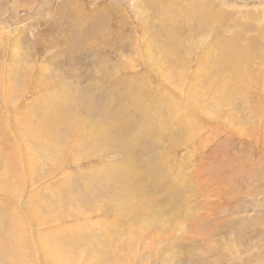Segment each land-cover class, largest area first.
Wrapping results in <instances>:
<instances>
[{"label": "rangeland", "instance_id": "obj_1", "mask_svg": "<svg viewBox=\"0 0 264 264\" xmlns=\"http://www.w3.org/2000/svg\"><path fill=\"white\" fill-rule=\"evenodd\" d=\"M235 42L243 48L251 42L255 46L235 58L232 70L228 64L224 68L232 76L243 72V81L251 86H262L258 80L251 82V76L264 67V0H0V85L9 88L14 81L16 89L7 106L0 93V172L5 169L3 153L12 145L17 148L9 137L26 143L7 160L33 176L19 186L21 195L18 190L0 191V264H59L61 255L52 251L59 230L96 234L120 264H264V116L249 120L254 109L242 110L244 94L232 98L237 104L243 100L239 106L213 104L198 95L222 85L198 60L207 53L211 59L212 51L220 50L227 53L224 57L231 56L228 49ZM165 50L174 56L161 55ZM5 77L8 82L3 84ZM145 79L152 87L144 86ZM226 80L233 94L230 77ZM255 94L262 103L255 108L264 113V89ZM162 97L166 108L160 104L161 111L152 114ZM171 99L178 104L175 113L168 108ZM40 104L45 117L38 113ZM199 109L209 122L194 115ZM18 111H27L33 130L58 121L62 114L77 124L83 118L85 133L74 127L73 135H63L61 144L48 148L34 142L23 127L14 128ZM186 113L196 122L189 123ZM116 126L126 134L120 135ZM165 128L172 131L163 135ZM59 150L61 158L54 156ZM155 153L161 158H153ZM104 167L129 184L141 183L145 203H151L150 193L162 202L154 183L163 190H185V195L172 193L183 198L182 218L168 222L163 215L168 226L156 227L154 222L148 226V216L139 213L128 229L116 207L109 205L117 181L101 183L90 174L111 171ZM58 170L70 173L67 181ZM86 172L90 175L80 180ZM150 180L156 181L150 186ZM103 202L114 218L102 223L101 231L97 222L105 216L97 213L59 221L60 227L36 225L38 212L28 214L39 210L45 219L49 208L79 213ZM139 224L146 228L132 242L131 231ZM109 225L121 233L107 234ZM125 243L132 245V263L124 260ZM94 257L76 264H94Z\"/></svg>", "mask_w": 264, "mask_h": 264}, {"label": "bare ground", "instance_id": "obj_2", "mask_svg": "<svg viewBox=\"0 0 264 264\" xmlns=\"http://www.w3.org/2000/svg\"><path fill=\"white\" fill-rule=\"evenodd\" d=\"M210 13L216 17L218 16L217 14H219L218 12H214V11H210ZM235 39L237 40L238 37H236ZM253 46H255L254 42H251L245 48H243V46L239 45V42H235L232 45V47L230 46L228 49V53L231 51V53L233 55H231V56L228 55L227 57H224L225 54H227V53H224L223 50L217 51L216 54H214L212 51L211 57H213V58L210 59L208 57V55L210 53H207L204 56H202L198 60V63H197L199 65L203 64L205 67H207V69H206L207 71L212 73V75H214V77L216 79H220L222 81V85L215 88L216 92L211 87H208L207 92L201 90V91H199L198 95L200 97H203L206 95V97H208L212 103L218 102V104L229 105V106H233V105L239 106L242 103V101L245 100L246 104L242 105V107H241L242 110L254 109V112H252V116L250 117L249 120H252L253 118H254V120L256 118L261 119L264 116L262 108H255L259 104H262V103H259V104L257 103V98H256L257 95L255 93L261 87L264 89V67L261 68L260 73L252 74V76H251V82L258 80L262 86H257V84L251 86L250 84H248L249 82H244L243 81L244 80V74H243V72H240V69H238V71L241 73L240 77L239 76H232L230 70H232V68L237 66L235 58L238 57L239 55H243V54L248 53L252 49ZM257 47H261V46H257ZM261 51H262V55L264 56V48H261ZM223 53H224V55H223ZM161 55H163L165 57L174 56L170 50H165L164 52H161ZM153 57L154 56L147 57V60L152 61ZM225 65H227L230 70L225 69L224 68ZM230 66H234V67L231 68ZM217 67H219L220 69H218ZM201 75L203 77L205 75V72L202 71ZM5 76H8V75H5ZM150 76H151V74H150ZM124 77H126V76H124ZM228 77H230V81H228L230 83L229 90L233 94H229V92L227 90V86L224 84V83H227L226 79ZM242 77H243V79H242ZM6 78L7 77H5V79ZM5 79L2 82L3 84H5L6 81L8 82V80L7 79L5 80ZM113 81H117V79L115 78ZM209 81H210V83L213 84V80L211 77L209 78ZM13 82L9 83V86H10L9 88H6V86L2 87L0 85V93L3 94V99H2V96H1V99L5 103V106H7V104L12 103L13 92H15V90H16L13 88V84H14ZM122 82L125 83L124 80L120 81V83H122ZM118 84H119V82H118ZM240 84H241L242 88H240V90L239 89L237 90L236 88ZM113 86H115V85H113ZM144 86L150 87L151 86V80L145 79ZM235 94L236 95L244 94V96L242 98L243 100L241 101V103L237 104V103H234L232 101V98H233V96H235ZM16 96L17 95H15V97ZM18 98H19V96L17 97V99ZM258 99H259V97H258ZM19 100H21V99H19ZM136 103L138 105H144V104H146V101L137 100ZM263 103H264V101H263ZM160 104L166 108L165 103H164V97L155 101V104L153 105V107L156 109V111L152 114H155V113L161 111V109H160L161 106H159ZM45 106H48V105L45 103ZM168 108L172 113H175L177 108H178L177 102L175 100L171 99L168 103ZM55 110H56V108H54V111ZM150 111H151V109H148V110H146V113L149 114ZM152 111H154V109H152ZM18 112L20 113V111H18ZM24 112L25 113L23 115L20 113L19 117L18 116L16 117L17 118L16 119V125L14 126V128L17 131H19L23 127L26 135H32L33 136L34 142L39 143V144H44L48 148L55 147L56 145L61 144V138L63 135H73L74 134V127H79L78 128L79 134L85 133L86 127H85V122H84L83 118H81V121L79 122V124H77L75 122L67 120L65 118L64 114L61 115V118L58 121H52L50 124L46 123L44 126H42L40 128L37 127L38 129L33 130L27 124V119H26L27 111H24ZM195 112L197 114H194V115H198L202 118L201 122H203V123H205L206 121L209 122L208 120L204 119L201 115H199V114H202L203 111H201L199 109ZM2 113H3V111H2ZM19 113H17V114H19ZM38 113L41 114L43 117L46 116V109H45L44 105L40 104L38 106ZM31 115L35 116V113L32 112ZM183 117L189 123L192 121V119L196 122V118L189 113L184 114ZM209 119L212 120V118H209ZM2 121H0V124L2 123ZM158 123H159V120H158ZM8 128H9V124H8ZM117 128L120 130L119 131L120 135L126 134V131L123 128H121V129L119 127H117ZM171 131L172 130L170 128H165L164 132L162 134L168 135ZM7 138L10 139L12 142H14L17 145V148L14 147V145H12V147L10 149H8L7 152L3 153L2 158H5V160H4L5 169L2 172H0V191L13 194L18 190L20 185L23 186L25 183H27L28 180L32 179L33 176L29 177L24 171H21V170L18 171L16 169H14L13 168V162H10L7 160L9 155L18 154L21 152L20 151L21 150L20 145H22L23 143H26V140L20 141V140L15 139V141H13L12 138H9V137H7ZM81 140L82 139L77 140L76 144L80 143ZM91 140H92L91 138H88V141H91ZM2 141L0 142L1 144H3ZM54 156L57 158H61L62 156H60V150ZM157 156L160 157V155L155 153L153 158H155ZM158 164L161 165L162 162L160 161ZM65 165H66V163L63 164V166H65ZM104 170H111V171H93L92 170V172L90 174H91L92 178L98 179L101 183H108L110 180H114V179L117 181L118 185L116 188H114L112 190L111 195L109 197V199H110L109 203L111 201H113V203L109 204V205H114L116 207L115 210H117V214L119 215V216L118 215L117 216L122 218V220H124L126 222L128 229H131L132 226L134 224H136V222L138 220L137 215L139 213H140V216L141 215L142 216H148L149 223H146L148 226H150V223L154 222V225H156V227H158V226L162 227L163 224H164V226L165 225L168 226L167 222H165L166 224L163 223V221H165V220H163V215L168 216V222L175 221L178 218V216L182 218V216H180V213L184 210H183V208H180V204H181V201H183L182 200L183 198H181V197L179 198L177 196L178 195H185V192H186L185 190L180 189V188H179L180 189L179 191L171 190V189H164L163 190V189H161L160 184L154 183L156 180H150L149 181L150 186L153 183L155 185H157L159 193H160V195H162V202H159L160 199H159L158 195L156 197L155 194L150 193L148 195V200H150L151 203H145L143 200L144 199V189H143L141 183H139L138 181H135L134 183L136 185L129 184V182H127L126 179L122 178L121 176H118L117 172L114 169H108V168L104 167ZM58 171L63 172V178L65 181H67V179L70 177V173L64 172L63 170H58ZM112 171H114V172H112ZM90 174H88L86 172V173L82 174L79 179L83 181ZM165 188H169V187H165ZM172 193H176L177 196L174 197L172 195ZM18 194L21 195V193H19V190H18ZM107 204H106V202H103V203L97 204L93 207H90L88 209L82 210L79 213H71V212L67 213L66 211H64L60 207L49 208L46 210L45 219H42L41 215L39 214V212H40L39 210L37 211L35 209H30L28 211V214H30L31 210H33V212L31 213L32 216L36 212H38L36 218H34V220H33V223L36 225H40V224L49 225L50 223H52V224L58 223L57 227H60L59 221L72 222L71 219H73V221H74L75 218H79L81 216H84L82 219L89 218L90 215L97 213L96 214L97 217H101V215L105 216V218L99 219V222H97V225L99 226L98 230L101 231L102 230L101 224L102 223L107 224L110 221H112V219L114 218V216L112 215L111 212H110L111 214H108L105 212V208H106ZM120 209L123 212H120L119 211ZM83 211H85L86 213H84ZM3 215H4L3 210H1L0 211L1 220L3 219ZM181 215H182V213H181ZM164 219H165V217H164ZM130 222H133V224L130 225L131 224ZM88 224H90V223H88ZM139 225H140V228L134 227L133 231H131L132 236L130 235V239L132 242H137V240L140 239V232L142 231V229L146 228V226H144L142 224H139ZM110 227H111V229L109 232H106L107 234H114V232L121 233V230H119V228L116 225H112ZM150 229H152V227H150ZM167 229H168V227H167ZM73 230H75V229H73ZM65 231L66 230H59L57 233H54L55 236L57 234L60 236L57 237L52 243V251L55 253H59L61 255V257L58 259L59 264H76V262L78 260L85 261L88 257L93 258V256H95L94 257L95 259L98 257V260L96 262H93L94 264H120V261L118 260V258L116 256H114L117 254L116 253L110 254L109 252L105 251L103 249L102 244L99 242V239L97 238L96 234L87 235V233H86V235H74V234L65 233ZM61 242H63V243H61ZM74 246H76V250H75V252H72L74 249ZM121 249L126 251L125 255H124V260L128 263H132L131 257L129 254V251L132 250V245L130 243H125V244L121 245ZM80 250H82L84 252L78 253ZM76 254H78L79 257H77ZM56 262H57V260L53 264H55ZM38 264H40V263H38ZM85 264H89V262H87Z\"/></svg>", "mask_w": 264, "mask_h": 264}]
</instances>
